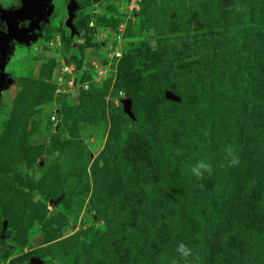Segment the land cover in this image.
Segmentation results:
<instances>
[{
    "label": "rangeland",
    "instance_id": "obj_1",
    "mask_svg": "<svg viewBox=\"0 0 264 264\" xmlns=\"http://www.w3.org/2000/svg\"><path fill=\"white\" fill-rule=\"evenodd\" d=\"M75 1L5 69L0 264H264V0Z\"/></svg>",
    "mask_w": 264,
    "mask_h": 264
},
{
    "label": "water",
    "instance_id": "obj_2",
    "mask_svg": "<svg viewBox=\"0 0 264 264\" xmlns=\"http://www.w3.org/2000/svg\"><path fill=\"white\" fill-rule=\"evenodd\" d=\"M66 1L65 27L73 37L77 30L73 25L78 5L75 0ZM54 11L53 0H21L20 7H3L0 5V22L6 24V30L0 34V93L7 90L12 83L5 73L16 47L29 48L38 40L37 33L50 23ZM27 23V26H23ZM167 98H170L166 94ZM125 111L129 110V100H123ZM6 222H4V229ZM31 264H36L32 261Z\"/></svg>",
    "mask_w": 264,
    "mask_h": 264
},
{
    "label": "clouds",
    "instance_id": "obj_3",
    "mask_svg": "<svg viewBox=\"0 0 264 264\" xmlns=\"http://www.w3.org/2000/svg\"><path fill=\"white\" fill-rule=\"evenodd\" d=\"M237 10H239V6H237ZM227 157L229 158L230 166H238L240 163L239 156L236 154L234 147L229 146L225 149ZM179 154V153H178ZM211 170V166L204 160H198L192 167H191V174L196 179H203L204 173ZM201 188L204 185H200ZM176 251L179 253L180 257L187 260L190 257H193L192 249L189 248L183 242L177 244Z\"/></svg>",
    "mask_w": 264,
    "mask_h": 264
},
{
    "label": "trees",
    "instance_id": "obj_4",
    "mask_svg": "<svg viewBox=\"0 0 264 264\" xmlns=\"http://www.w3.org/2000/svg\"><path fill=\"white\" fill-rule=\"evenodd\" d=\"M20 3H21V0H15L11 6H12V8H14L15 6H16V7L19 6ZM4 24H5V23H0V34H1V32H3L4 29H5ZM44 27H45V26H44ZM43 29H44V28H43ZM38 35L40 36V33H37V36H38ZM39 36H38V37H39ZM144 183H145V186H146V187L150 188V186H151V182H149V180H147V181L144 182ZM6 199H7V198H6ZM6 199H5V200H6ZM26 263H27V262H19V263H12V264H26Z\"/></svg>",
    "mask_w": 264,
    "mask_h": 264
},
{
    "label": "flooded vegetation",
    "instance_id": "obj_5",
    "mask_svg": "<svg viewBox=\"0 0 264 264\" xmlns=\"http://www.w3.org/2000/svg\"><path fill=\"white\" fill-rule=\"evenodd\" d=\"M14 1H15V0H14ZM11 5H12V4H11ZM11 5L8 6V7H12ZM19 7H20V5L17 6V7L15 6L14 9H17V8H19ZM0 23H4V22H0ZM4 26H5V29H4V31H5V30H6V24H4ZM23 26H27V23H24ZM42 30H43V29H41V31H42ZM4 31H3V32H4ZM1 33H2V32H1ZM39 33H40V35H41V32H39ZM36 36H37V34H36ZM38 36H39V35H38ZM8 78H10V77L8 76Z\"/></svg>",
    "mask_w": 264,
    "mask_h": 264
},
{
    "label": "built area",
    "instance_id": "obj_6",
    "mask_svg": "<svg viewBox=\"0 0 264 264\" xmlns=\"http://www.w3.org/2000/svg\"><path fill=\"white\" fill-rule=\"evenodd\" d=\"M83 88L84 89H86V86H83ZM52 121H54L55 120V118L54 117H52V119H51Z\"/></svg>",
    "mask_w": 264,
    "mask_h": 264
}]
</instances>
